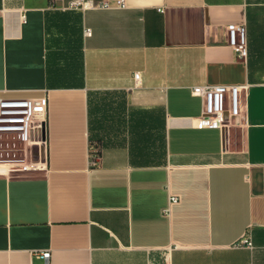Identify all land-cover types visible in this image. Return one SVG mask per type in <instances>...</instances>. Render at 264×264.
Instances as JSON below:
<instances>
[{
    "label": "crops",
    "instance_id": "obj_1",
    "mask_svg": "<svg viewBox=\"0 0 264 264\" xmlns=\"http://www.w3.org/2000/svg\"><path fill=\"white\" fill-rule=\"evenodd\" d=\"M125 2L0 0V97L48 98L41 169L0 165V264H264V0ZM203 85L248 124L198 128Z\"/></svg>",
    "mask_w": 264,
    "mask_h": 264
},
{
    "label": "built area",
    "instance_id": "obj_2",
    "mask_svg": "<svg viewBox=\"0 0 264 264\" xmlns=\"http://www.w3.org/2000/svg\"><path fill=\"white\" fill-rule=\"evenodd\" d=\"M120 8L126 7L125 0H115ZM77 6V4H75ZM82 8L93 7L92 3L80 5ZM108 7V4L101 6ZM87 36L91 35L90 30H86ZM228 44L233 49L237 57L245 59L248 57L247 30L245 26L234 25L228 29ZM139 74H135V79H139ZM244 87L224 86V85H203L192 88V94L201 98L203 113L198 118V128H210L227 131L232 124L246 126L248 124L247 113L241 108V92ZM48 111V98L46 96L35 99H12L0 97V133L18 136L25 145V149L30 152L33 162L34 157L42 158L46 150V137L43 136V128ZM37 149V152H35ZM45 157V156H44ZM38 158V159H39ZM92 166L97 165L92 152L90 154ZM0 165L6 166L8 170H18L17 166L22 163H11L0 161ZM171 203L178 202V198L172 197ZM246 245L253 248L251 240L245 241ZM39 256L50 264L51 252L44 251Z\"/></svg>",
    "mask_w": 264,
    "mask_h": 264
},
{
    "label": "rangeland",
    "instance_id": "obj_3",
    "mask_svg": "<svg viewBox=\"0 0 264 264\" xmlns=\"http://www.w3.org/2000/svg\"><path fill=\"white\" fill-rule=\"evenodd\" d=\"M44 156L39 158L37 154V162H33L30 152L25 149V145L18 136L0 133V161L22 163L21 166H17L18 171L35 172L40 170Z\"/></svg>",
    "mask_w": 264,
    "mask_h": 264
},
{
    "label": "water",
    "instance_id": "obj_4",
    "mask_svg": "<svg viewBox=\"0 0 264 264\" xmlns=\"http://www.w3.org/2000/svg\"><path fill=\"white\" fill-rule=\"evenodd\" d=\"M45 135H46V128H45V125H44V128H43V136L45 137ZM35 152H36V149H35ZM37 158L36 157H34V160H36Z\"/></svg>",
    "mask_w": 264,
    "mask_h": 264
}]
</instances>
